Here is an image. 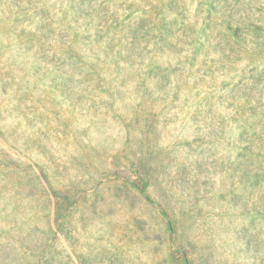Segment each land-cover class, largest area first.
Listing matches in <instances>:
<instances>
[{"label":"rangeland","instance_id":"1","mask_svg":"<svg viewBox=\"0 0 264 264\" xmlns=\"http://www.w3.org/2000/svg\"><path fill=\"white\" fill-rule=\"evenodd\" d=\"M0 264H264V0H0Z\"/></svg>","mask_w":264,"mask_h":264}]
</instances>
